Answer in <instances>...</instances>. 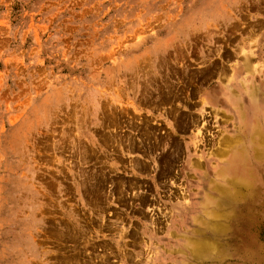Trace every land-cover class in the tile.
<instances>
[{
	"label": "rangeland",
	"instance_id": "374dc122",
	"mask_svg": "<svg viewBox=\"0 0 264 264\" xmlns=\"http://www.w3.org/2000/svg\"><path fill=\"white\" fill-rule=\"evenodd\" d=\"M263 140L264 0H0V264H264Z\"/></svg>",
	"mask_w": 264,
	"mask_h": 264
},
{
	"label": "bare ground",
	"instance_id": "6f19581e",
	"mask_svg": "<svg viewBox=\"0 0 264 264\" xmlns=\"http://www.w3.org/2000/svg\"><path fill=\"white\" fill-rule=\"evenodd\" d=\"M243 69H247V68H250V58H246V62L243 64ZM241 68V67H240ZM242 69V68H241ZM249 70V69H248ZM247 70V71H248ZM250 71V70H249ZM248 88V87H247ZM250 88V87H249ZM253 90H252V88H250V89H247L246 91H243V93L242 94H244V93H247V95H251V93H253L252 92ZM238 98V97H237ZM225 99H226V97H225ZM235 99V98H234ZM229 100V103H232V102H230L231 101V99L228 97L227 98V101ZM235 101V100H234ZM234 101H233V103H234ZM227 105V104H226ZM256 105V104H255ZM255 105H251V104H248V106H247V108H248V111H254L255 109H256V106ZM228 106V105H227ZM239 106V105H238ZM233 108L236 110V109H238L237 108V104L235 105V103H234V105H233ZM247 108L245 109V110H247ZM240 109V108H239ZM251 111V112H252ZM250 112V113H251ZM177 116V115H176ZM179 118H180V116H179ZM195 121V120H194ZM263 121V120H262ZM182 123V122H181ZM184 123H185V121H184ZM188 124V123H187ZM184 127H185V125H184ZM183 127V128H184ZM182 128V129H183ZM257 129V127H252V128H250V132L252 131H254V130H256ZM184 130V129H183ZM257 139V138H256ZM231 141H234V140H231ZM264 141V140H263ZM250 142V141H249ZM170 144H172V147H173V149L171 150V151H169L168 152V154H167V156H164L165 157V159H164V166L165 167H163L164 169H163V172H162V174H161V176L162 177H167V176H169V173H167V167H169V166H172V164H173V162H174V160L177 158V155H178V153L177 152H179L180 151V149H179V144L177 143V142H171ZM154 145V144H153ZM156 145H158V142H156ZM155 146V145H154ZM248 146V145H247ZM246 146V147H247ZM151 147H152V145H151ZM250 148V147H249ZM252 148H254V147H252ZM255 155V154H254ZM250 158V157H249ZM253 159V158H252ZM192 161V163L193 162H195V161H193V160H191ZM254 161V160H253ZM250 163V162H249ZM254 166V165H253ZM162 170V169H161ZM246 174V173H245ZM243 176V175H242ZM160 177V176H159ZM248 178H250V177H248ZM166 209V208H165ZM183 241V240H182ZM181 241V242H182ZM188 243H189V246H187L188 245ZM189 250L187 251V254H188V258L190 259V260H193V261H197V262H199V264H204V259L202 258V254H204L203 253V250L205 251L206 250V248L209 246L208 244H207V242H205V240H202V238H191V240H190V242H185V243H183ZM217 247V246H216ZM177 251V250H176ZM217 251H218V249H217ZM186 257V256H185Z\"/></svg>",
	"mask_w": 264,
	"mask_h": 264
}]
</instances>
